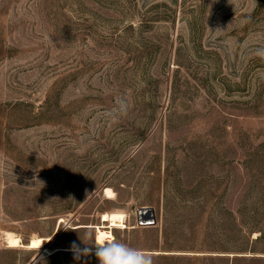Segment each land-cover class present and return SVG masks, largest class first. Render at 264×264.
Wrapping results in <instances>:
<instances>
[{"label": "rangeland", "instance_id": "obj_1", "mask_svg": "<svg viewBox=\"0 0 264 264\" xmlns=\"http://www.w3.org/2000/svg\"><path fill=\"white\" fill-rule=\"evenodd\" d=\"M260 49L264 0H0V264H99L113 209L154 264H264Z\"/></svg>", "mask_w": 264, "mask_h": 264}, {"label": "clouds", "instance_id": "obj_2", "mask_svg": "<svg viewBox=\"0 0 264 264\" xmlns=\"http://www.w3.org/2000/svg\"><path fill=\"white\" fill-rule=\"evenodd\" d=\"M257 55L264 57V49H260ZM127 104L122 102L119 107L120 114H126ZM105 198L116 200L118 193L111 187L104 190ZM101 223L98 225H89L87 236L89 243L85 244V248L80 250V255L87 256L92 252L89 246H95V255L99 264H154L153 256L150 252L132 248L125 243L115 239L113 231L116 229H124L128 220V214L123 209H113L104 212L100 216ZM64 230H71L65 227ZM8 239L3 232H0V243L7 244L9 248L19 247L22 237L17 233H8ZM78 258V257H77Z\"/></svg>", "mask_w": 264, "mask_h": 264}, {"label": "water", "instance_id": "obj_3", "mask_svg": "<svg viewBox=\"0 0 264 264\" xmlns=\"http://www.w3.org/2000/svg\"><path fill=\"white\" fill-rule=\"evenodd\" d=\"M155 224H156V215L152 207L144 206L138 210V216H137L138 226H152ZM51 238L52 237H49V240H51Z\"/></svg>", "mask_w": 264, "mask_h": 264}, {"label": "bare ground", "instance_id": "obj_4", "mask_svg": "<svg viewBox=\"0 0 264 264\" xmlns=\"http://www.w3.org/2000/svg\"><path fill=\"white\" fill-rule=\"evenodd\" d=\"M63 221V220H61ZM8 233H14V232H11V231H8L6 232V235L5 237L8 238V239H15L14 237H8ZM114 235V233H113ZM48 238H44L42 236H36V237H32L28 243V247L30 248H41V247H45V241L48 240ZM24 243L21 241L20 242V246H23Z\"/></svg>", "mask_w": 264, "mask_h": 264}, {"label": "trees", "instance_id": "obj_5", "mask_svg": "<svg viewBox=\"0 0 264 264\" xmlns=\"http://www.w3.org/2000/svg\"><path fill=\"white\" fill-rule=\"evenodd\" d=\"M264 237V232H262L261 234H260V238H263ZM258 239H259V237H258Z\"/></svg>", "mask_w": 264, "mask_h": 264}]
</instances>
